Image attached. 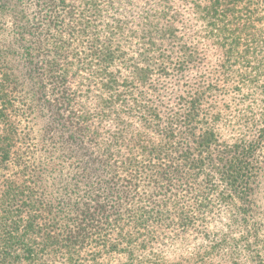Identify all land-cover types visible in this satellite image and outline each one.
Here are the masks:
<instances>
[{
  "label": "trees",
  "instance_id": "16d2710c",
  "mask_svg": "<svg viewBox=\"0 0 264 264\" xmlns=\"http://www.w3.org/2000/svg\"><path fill=\"white\" fill-rule=\"evenodd\" d=\"M28 5L0 0V264H264V0Z\"/></svg>",
  "mask_w": 264,
  "mask_h": 264
},
{
  "label": "rangeland",
  "instance_id": "374dc122",
  "mask_svg": "<svg viewBox=\"0 0 264 264\" xmlns=\"http://www.w3.org/2000/svg\"><path fill=\"white\" fill-rule=\"evenodd\" d=\"M30 2H31V0H23V7H25V5H26L25 9L28 12L31 9V6L28 5V3H30ZM5 10L6 9H4V8H0V27H1V24H2V29L6 28L7 30L9 29V31H14L15 30V26L12 25L13 19H12L10 13L6 14ZM2 29H0V49H2L3 51H6V56L5 57H6L7 61H8L9 55L11 56V54H10L11 50L15 49V48L17 49V47H16L17 43L16 42H17L18 36H15L14 34H10V33H3ZM74 72H72L71 74L67 75L68 78H70V82L73 85L77 81V80L74 79L75 78V75H73ZM190 245H191V241L188 240L187 246L189 247Z\"/></svg>",
  "mask_w": 264,
  "mask_h": 264
}]
</instances>
